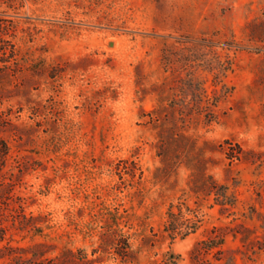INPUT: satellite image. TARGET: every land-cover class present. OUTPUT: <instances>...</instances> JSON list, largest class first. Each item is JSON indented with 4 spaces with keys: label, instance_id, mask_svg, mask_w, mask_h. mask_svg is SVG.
I'll use <instances>...</instances> for the list:
<instances>
[{
    "label": "rangeland",
    "instance_id": "rangeland-1",
    "mask_svg": "<svg viewBox=\"0 0 264 264\" xmlns=\"http://www.w3.org/2000/svg\"><path fill=\"white\" fill-rule=\"evenodd\" d=\"M0 142V256L264 264V0H0Z\"/></svg>",
    "mask_w": 264,
    "mask_h": 264
},
{
    "label": "trees",
    "instance_id": "trees-1",
    "mask_svg": "<svg viewBox=\"0 0 264 264\" xmlns=\"http://www.w3.org/2000/svg\"><path fill=\"white\" fill-rule=\"evenodd\" d=\"M9 155V148L6 143L0 142V171L5 167L7 163V158ZM210 181V185L207 190V195H215L216 202L218 205L225 206H235V200L233 196L228 194V188L223 185L220 186L219 191L216 190V182L212 177H208ZM196 192V191H193ZM193 213L191 210H187V213H184L182 208H178V212L174 211V206H171L167 213V220L164 225V232L167 233L170 238L175 239L178 236L185 239L188 236L195 234L199 230V221L194 220L189 217ZM197 218V217H195ZM36 219L26 218L20 221L21 226L26 229L28 227H34L33 222ZM35 225V224H34ZM1 227V224H0ZM40 232L41 230H37ZM6 230L0 228V244L5 239ZM225 238L221 236V234H215V236L202 241L199 246L195 250L198 255H202L203 253H207L212 249L222 247L224 245ZM121 244H123L121 246ZM106 245V242H105ZM104 245V246H105ZM116 246H121L123 251L121 252L120 248L116 249V254L123 259H127L131 255V244L129 239L126 238L124 241H118ZM8 249V248H7ZM103 249V247H102ZM18 252H15L17 251ZM15 251H10V254L0 256V264H94L95 260H90L83 251L73 252L71 250H63L61 253L54 257H48L49 254L54 252V249L49 248L48 245L45 244H36L30 246L28 248H20ZM2 250H0V253ZM231 264V261L224 263Z\"/></svg>",
    "mask_w": 264,
    "mask_h": 264
}]
</instances>
